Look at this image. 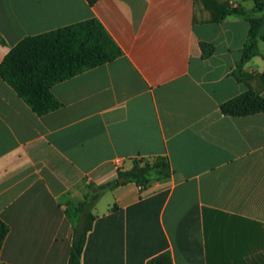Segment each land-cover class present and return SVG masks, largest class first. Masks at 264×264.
<instances>
[{
  "label": "crops",
  "instance_id": "0c3cea01",
  "mask_svg": "<svg viewBox=\"0 0 264 264\" xmlns=\"http://www.w3.org/2000/svg\"><path fill=\"white\" fill-rule=\"evenodd\" d=\"M220 8L259 15L255 0H0V64L26 37L92 19L121 51L53 85L61 106L42 116L0 77V264H68L90 184L159 157L170 178L103 192L81 264H264V110H224L264 99V27L238 69L250 25L216 22Z\"/></svg>",
  "mask_w": 264,
  "mask_h": 264
},
{
  "label": "trees",
  "instance_id": "16d2710c",
  "mask_svg": "<svg viewBox=\"0 0 264 264\" xmlns=\"http://www.w3.org/2000/svg\"><path fill=\"white\" fill-rule=\"evenodd\" d=\"M94 2L95 0H89ZM251 13L240 8H220L216 22L227 15H241L249 22L247 42L242 49L237 64L240 69L244 63L259 55L258 36L264 27V0H255ZM0 42L3 39L0 37ZM205 55L211 53L203 45ZM121 54L119 47L95 19L82 21L70 26L36 36L26 37L15 45L0 64V77L39 116L56 110L60 101L52 93L56 83L67 80L79 73L111 62ZM224 110L232 114H253L264 110V99L248 91L238 99L229 102ZM172 175L171 164L165 157L155 160L135 159L129 170H118L117 177L101 185L90 184V193L78 205V223L73 232L68 264H81V257L88 232L92 229L94 215L92 210L103 192L126 183L145 187L153 180H165ZM121 179H125L121 182ZM10 231L9 225L0 219V252ZM147 264H173L169 252L150 259Z\"/></svg>",
  "mask_w": 264,
  "mask_h": 264
},
{
  "label": "rangeland",
  "instance_id": "374dc122",
  "mask_svg": "<svg viewBox=\"0 0 264 264\" xmlns=\"http://www.w3.org/2000/svg\"><path fill=\"white\" fill-rule=\"evenodd\" d=\"M257 241H258L257 243H259V242H261L262 240H261V239H258Z\"/></svg>",
  "mask_w": 264,
  "mask_h": 264
},
{
  "label": "water",
  "instance_id": "95a60500",
  "mask_svg": "<svg viewBox=\"0 0 264 264\" xmlns=\"http://www.w3.org/2000/svg\"><path fill=\"white\" fill-rule=\"evenodd\" d=\"M125 179H121L120 181L123 182Z\"/></svg>",
  "mask_w": 264,
  "mask_h": 264
}]
</instances>
